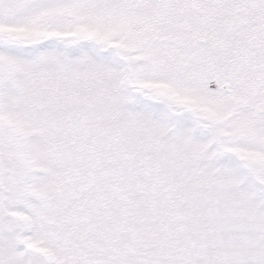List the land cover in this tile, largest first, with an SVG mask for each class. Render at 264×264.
I'll return each instance as SVG.
<instances>
[{"label": "snow or ice", "instance_id": "obj_1", "mask_svg": "<svg viewBox=\"0 0 264 264\" xmlns=\"http://www.w3.org/2000/svg\"><path fill=\"white\" fill-rule=\"evenodd\" d=\"M0 264H264V0H0Z\"/></svg>", "mask_w": 264, "mask_h": 264}]
</instances>
